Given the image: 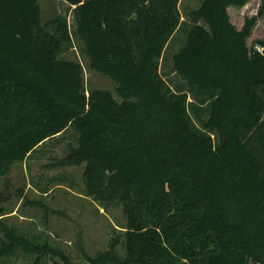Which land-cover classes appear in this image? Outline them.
Segmentation results:
<instances>
[{
    "label": "trees",
    "instance_id": "16d2710c",
    "mask_svg": "<svg viewBox=\"0 0 264 264\" xmlns=\"http://www.w3.org/2000/svg\"><path fill=\"white\" fill-rule=\"evenodd\" d=\"M64 1L73 30L62 16L43 24L39 0H0V177L73 127L61 164L83 165L85 193L103 208L122 206L124 254L113 239L74 261L0 220V259L22 249L34 264H264V54L247 42L264 2L241 28L228 9L250 0L190 11L172 65L185 90L161 71L180 0ZM73 36L117 97L87 91L83 65L63 56Z\"/></svg>",
    "mask_w": 264,
    "mask_h": 264
},
{
    "label": "rangeland",
    "instance_id": "374dc122",
    "mask_svg": "<svg viewBox=\"0 0 264 264\" xmlns=\"http://www.w3.org/2000/svg\"><path fill=\"white\" fill-rule=\"evenodd\" d=\"M202 0H180L181 21L161 59V71L173 88H188L186 81L173 71V55L183 45L189 13L199 7ZM264 0H250L242 7H229L231 21L241 28L246 17L257 14ZM41 21L49 24L58 16L65 17L73 30V7L64 0H39ZM249 47H264V16L259 18L248 38ZM263 42V43H262ZM65 58L79 61L84 67L87 91L108 88L116 95V83L92 69L84 51L83 42L73 36L70 47L63 52ZM194 99L189 93V100ZM194 118L198 121L194 112ZM202 118L207 114L201 113ZM214 136V135H213ZM77 133L69 127L58 137L39 145L23 161L13 164L11 171L0 177V196L4 213L0 220L28 239L37 243L60 246L74 261H84L85 254L95 255L109 247L116 239L117 251L124 254L122 240L126 226L125 214L120 204L108 208L85 193L83 165H62L70 144H76ZM4 238L0 230V241ZM36 254L22 249L4 256L0 264H34ZM40 264H57L55 259L43 258Z\"/></svg>",
    "mask_w": 264,
    "mask_h": 264
},
{
    "label": "built area",
    "instance_id": "2783aa9c",
    "mask_svg": "<svg viewBox=\"0 0 264 264\" xmlns=\"http://www.w3.org/2000/svg\"><path fill=\"white\" fill-rule=\"evenodd\" d=\"M258 50H260L261 52L264 50V47L263 46H259V45H257V46H255Z\"/></svg>",
    "mask_w": 264,
    "mask_h": 264
},
{
    "label": "water",
    "instance_id": "95a60500",
    "mask_svg": "<svg viewBox=\"0 0 264 264\" xmlns=\"http://www.w3.org/2000/svg\"><path fill=\"white\" fill-rule=\"evenodd\" d=\"M262 53L264 54V50L262 51Z\"/></svg>",
    "mask_w": 264,
    "mask_h": 264
},
{
    "label": "crops",
    "instance_id": "0c3cea01",
    "mask_svg": "<svg viewBox=\"0 0 264 264\" xmlns=\"http://www.w3.org/2000/svg\"><path fill=\"white\" fill-rule=\"evenodd\" d=\"M231 7V6H230Z\"/></svg>",
    "mask_w": 264,
    "mask_h": 264
}]
</instances>
